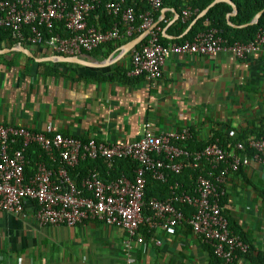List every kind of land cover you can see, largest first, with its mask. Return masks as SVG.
Segmentation results:
<instances>
[{"label":"crops","instance_id":"obj_1","mask_svg":"<svg viewBox=\"0 0 264 264\" xmlns=\"http://www.w3.org/2000/svg\"><path fill=\"white\" fill-rule=\"evenodd\" d=\"M176 1L183 0L164 2L155 14L153 28L168 44L184 39L213 7L191 22L197 13L193 10L184 23L181 12L187 6L176 10ZM219 3L232 7L227 21L233 30L247 26L232 23L238 14L232 4ZM126 44L108 55L77 56L82 63L63 61L44 46L17 43L0 48V126L37 131L51 127L65 136L107 143L137 141L147 125L157 134L188 128L190 141L208 143L217 133L235 138L239 131L264 122V52L243 60L228 52L170 55L162 78L151 81L124 76L131 67L132 50H126ZM31 61L57 72L29 73L25 69ZM113 75L115 79H107ZM223 188L224 211L247 233L252 248L237 264H264L260 166L231 173ZM36 210L35 203L26 201L24 215L0 212V264H212V248L185 224L173 236L156 229L153 238L160 246L147 236L144 244L133 241L127 250L129 236L121 228L99 221L74 228L41 227Z\"/></svg>","mask_w":264,"mask_h":264},{"label":"built area","instance_id":"obj_2","mask_svg":"<svg viewBox=\"0 0 264 264\" xmlns=\"http://www.w3.org/2000/svg\"><path fill=\"white\" fill-rule=\"evenodd\" d=\"M150 9L137 19L134 7L125 0H114L105 5L115 19L109 28L102 27L99 18L90 23L91 14L100 0H0V28L9 29L21 42L44 46L56 55L77 57L91 53L100 46L127 41L135 34L150 31L149 35L131 51L128 78L145 77L156 81L162 78L163 67L170 55L215 56L228 52L237 59L264 52V27L254 40L230 42L216 28L197 33L182 43L163 45L159 32L153 28L155 14L163 8L164 0H147ZM193 9L187 6L181 12L186 23ZM57 23H63L67 36L60 34L45 38L43 30L52 32ZM26 31L30 32L27 37ZM192 132L155 133L147 125L146 133L137 141L115 143L94 138L86 141L55 132L51 127L37 131L12 124L0 126V212L24 215V203L37 205L35 218L41 227L63 226L74 228L90 221H99L108 227L123 229L129 236L127 250L133 241L144 244L147 236L157 246L159 239L153 232L162 228L173 236L177 228L189 223L196 233L214 251L221 264H237L241 255L249 252V245L229 228L221 199L226 191L223 185L231 173L240 167L257 164L264 178V138L250 137L234 144L231 150L218 144H209L203 151L190 153L186 143ZM19 145L12 151V147ZM39 155L33 175H26L30 163L29 148ZM250 153H253L250 155ZM45 154L49 162L42 160ZM193 158L194 168L209 167L207 176H198L194 190L187 191L174 182L169 185L171 197L145 202L148 177L169 183L171 174L180 175L185 163ZM102 160L109 169L116 161H133L137 168L134 178L121 176L104 182L90 171L79 183L69 170L82 162ZM216 172H218L216 174ZM179 205V207H178ZM191 206L195 212L187 220L182 207ZM148 208L149 213H145ZM146 230L145 234L140 231Z\"/></svg>","mask_w":264,"mask_h":264},{"label":"trees","instance_id":"obj_3","mask_svg":"<svg viewBox=\"0 0 264 264\" xmlns=\"http://www.w3.org/2000/svg\"><path fill=\"white\" fill-rule=\"evenodd\" d=\"M100 1L101 4L90 16V23L95 24L97 20L96 17H98L102 27L106 29L112 26L115 19L112 15L109 14L108 10H106L105 5L114 0H100ZM168 1L170 0H164V2H168ZM214 1L215 0H183L182 2L176 1L174 5L176 10H179L182 6L184 7L189 6L193 10H195L197 13L191 20L192 22L201 12H203L206 8H208ZM232 1L238 7V14L236 17L231 19L232 23L239 26L247 25L246 27L233 30V28H231L228 25V21H227V15L232 11V7L227 3H219L213 6L203 18L199 19L197 23L193 26V28L190 30V32L185 36V38L180 41H177V43H182L185 40L192 39L197 33L201 31H205L209 28L218 29L221 32L222 37H224L230 42L247 43L254 40L258 30L264 27V12L258 24L255 25H249V24L253 21V19L259 12L264 11V0H232ZM125 2L127 6L134 7L139 22H140V18H139L140 15H142L143 13H145L150 9L147 0H125ZM187 27L188 24H185L183 25L182 29ZM42 34L45 36V38H50L51 36L56 34H60L61 36L65 37L67 36V31L65 30L63 23H57L54 30H52V32H49L48 30H43ZM26 35L27 37H29L30 32L26 31ZM138 36H140V34L137 33L132 38H129L127 41L104 44L89 54H93L97 56L103 54L108 55L115 48H118L124 45L125 43L134 40ZM145 40L143 42H145ZM160 42L163 45L168 44V42H166L162 36H160ZM17 43L18 41L13 37V33L11 30L0 28V48L6 46L11 47ZM21 44L25 46L31 45V43L27 40L21 42ZM40 69L41 71L43 70L45 72H52V73L57 72V69L49 67L48 64L34 63L33 61H31V66L27 65L25 71L32 73V71H40ZM124 76L126 75L124 74ZM115 77L116 75H113V76H109L107 79H115ZM251 136L256 138H264L263 121L260 123V125L254 127L251 130L239 131L236 134L235 138H230L229 134L217 133L216 136L208 143H199L197 141H190L188 143V150L190 153H194L196 151L201 152L211 143L218 144L226 149L231 150L235 143L247 140ZM18 147L19 145H15L12 147L11 150L14 151V149ZM35 149L36 147H31L26 152L27 159L30 162L26 166L27 177L33 175L35 170V164L39 162V160H41L39 159L38 154L35 156L32 155L33 150ZM252 154L253 153H250V155ZM41 156H42V160L49 163V166H58L51 164L45 154H41ZM136 168L137 165L130 160L116 161L112 169H109L102 160H97V161L87 160L82 162L78 167L74 169H70L69 172L71 177L75 179L80 185L81 179L86 177L90 171L96 172L99 175L100 179L103 180L104 182H110L123 175L129 176L130 178H134L135 175L134 171ZM242 168L243 167H240L239 171ZM208 172H209V167L207 166L205 167V165L203 166V170L195 169L194 161L193 158L191 157L188 161H186L183 172L180 175L171 174L169 178V183L167 184L156 181L151 177H148L145 202L148 204L152 199L166 200L170 198L171 191L169 190V185L173 184L174 182L180 183L183 189L192 192L195 188V183L198 176L200 175L207 176ZM217 173L218 172H216V174ZM226 201H227L226 197H223L221 199V206L223 208V212L225 216L229 221V228L233 232V234L240 236L249 245L250 247L249 252H250L252 248L249 244L247 233L240 226H238L232 219H230L226 214V212L224 211V206ZM182 209L185 213L186 219L187 220L191 219L192 215L195 212L194 208L191 206H185V207L183 206ZM145 213H149L148 208H145ZM185 226L186 228L193 231L192 227L189 225L188 222L185 223ZM140 234L146 235V230L142 229L140 231ZM212 257H213L212 264H221V261L215 256L213 249H212Z\"/></svg>","mask_w":264,"mask_h":264},{"label":"water","instance_id":"obj_4","mask_svg":"<svg viewBox=\"0 0 264 264\" xmlns=\"http://www.w3.org/2000/svg\"><path fill=\"white\" fill-rule=\"evenodd\" d=\"M219 2H228V3L232 4L233 7H234V11H235L236 13H238V7L236 6V4H235L232 0H215L214 3H212V5H210V7H209L208 9H206L205 11L202 12V15H200V17L203 16V15H205V14L208 12V10H209L212 6H214L215 4H217V3H219ZM263 12H264V11L259 12V13L255 16V18L253 19V21H252L249 25H255V24H258V23H259V20H260V18H261V16H262V14H263ZM149 33H150V31H147V32L141 34L140 36H138V37L135 38L134 40L128 42V43L124 46V48H125L126 50H128V51H131L132 49H134L135 47H137V46H138V45H139V44H140V43H141V42H142V41H143V40L149 35ZM20 48H21V50L26 51V49H24V47L20 46ZM26 52H27V51H26ZM57 58H60V59H62L63 61H73V62H77V63H82V61H81V59H80L79 57L57 56Z\"/></svg>","mask_w":264,"mask_h":264}]
</instances>
